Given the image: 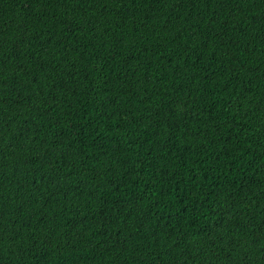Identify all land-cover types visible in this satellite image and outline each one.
<instances>
[{
	"label": "trees",
	"instance_id": "trees-1",
	"mask_svg": "<svg viewBox=\"0 0 264 264\" xmlns=\"http://www.w3.org/2000/svg\"><path fill=\"white\" fill-rule=\"evenodd\" d=\"M0 264H264V0H0Z\"/></svg>",
	"mask_w": 264,
	"mask_h": 264
}]
</instances>
